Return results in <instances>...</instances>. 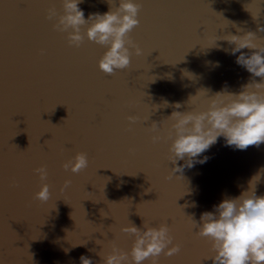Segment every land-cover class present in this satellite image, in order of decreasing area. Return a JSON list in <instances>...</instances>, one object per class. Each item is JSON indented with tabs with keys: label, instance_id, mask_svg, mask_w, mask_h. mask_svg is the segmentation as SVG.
Returning <instances> with one entry per match:
<instances>
[{
	"label": "water",
	"instance_id": "water-1",
	"mask_svg": "<svg viewBox=\"0 0 264 264\" xmlns=\"http://www.w3.org/2000/svg\"><path fill=\"white\" fill-rule=\"evenodd\" d=\"M134 2L141 5L139 25L129 37L142 55L130 48L129 67L107 75L98 67L104 47L86 38L70 46L67 33L46 19L52 5L62 14L61 0H0V264H80L81 255L104 264L113 244L131 250L134 237L121 229L143 230V223H166L181 246L157 264H200L211 245L195 236L188 216L199 222L264 169V143L240 150L221 137L198 158L205 163L169 181L171 141L153 143L148 131L154 121L167 129L174 110H206L215 93L248 83L250 73L223 51L232 46L214 45L220 36L242 34L237 29L264 37L257 32L264 0ZM79 7L86 19L109 10L106 0ZM132 115L141 119L129 130ZM78 152L87 154L88 168L66 172L63 163ZM41 165L52 191L45 204L33 199ZM259 179L256 193L264 195V173L253 185ZM66 180L71 185L61 191Z\"/></svg>",
	"mask_w": 264,
	"mask_h": 264
},
{
	"label": "clouds",
	"instance_id": "clouds-1",
	"mask_svg": "<svg viewBox=\"0 0 264 264\" xmlns=\"http://www.w3.org/2000/svg\"><path fill=\"white\" fill-rule=\"evenodd\" d=\"M83 2L61 0L62 14H58L55 5H52L46 10V19L53 22L55 31L67 33L70 46L79 48L86 38L104 47L106 50L98 61L103 73L114 75L117 70L128 68L132 55L130 48L134 49L136 56L142 55V49L129 37V33L139 25L137 17L141 5L134 0H106L109 6L107 12L89 13L86 19L79 7ZM237 32L242 34L229 33L218 37L214 46L221 47L216 41H226L232 46L223 51L234 55L236 64L250 73L248 83L241 85L238 92L224 90L215 93L207 101L206 110H174L166 118L170 123L163 131L161 123L158 125L155 121L148 128L153 143L171 141L167 159L173 167L168 168L166 180L183 179L185 168L205 163L207 157L198 158L216 144L218 138L223 137L227 146L240 150L264 143V43L260 42L264 37L242 29H237ZM257 32H264V27L258 25ZM244 49L248 51H242ZM215 63L219 66V62ZM164 106L169 105L166 103ZM172 107L180 109L182 105L176 103ZM140 119L139 116H128L129 130ZM144 119L147 121L149 117ZM180 161L184 163L180 164ZM88 166L89 159L84 152L76 153L62 165L66 172L73 174L83 172ZM35 172L40 184L33 199L45 204L52 198L51 185L47 182L48 170L41 165ZM262 173L264 169L252 177L248 189L239 196L223 199L213 211L203 212L199 222L188 216L195 236L211 245V254L202 258L200 264L207 260H211L212 264H264V195L256 193L260 179L253 185L254 178ZM70 185L71 181L66 180L61 191ZM148 191H152L151 188ZM121 231L134 237L130 252H124L113 244L106 256L101 257L98 253L104 264H127L129 256L132 264H143L150 258L152 264H157L162 254L172 257L181 251L180 244L173 242L174 237L166 223L159 227L143 223V230L131 224ZM79 259L80 264H93L89 256L81 255Z\"/></svg>",
	"mask_w": 264,
	"mask_h": 264
}]
</instances>
